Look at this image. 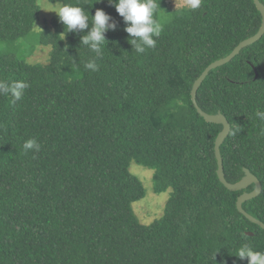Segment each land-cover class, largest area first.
Wrapping results in <instances>:
<instances>
[{"label":"trees","instance_id":"obj_1","mask_svg":"<svg viewBox=\"0 0 264 264\" xmlns=\"http://www.w3.org/2000/svg\"><path fill=\"white\" fill-rule=\"evenodd\" d=\"M49 1L84 6L90 23L103 9L117 28L106 33L97 71L85 68L96 54L81 44L91 24L67 32L57 14L34 31V44L50 46L46 63L0 52V81L29 85L14 105L0 95V264H248L240 246L264 252V229L236 207L254 184L232 191L220 182L222 125L205 121L191 100L204 68L259 29L254 1L179 8L143 54L109 0ZM39 13L38 0H0V41L27 37ZM196 100L229 121L225 179L239 181L244 167L257 176L261 192L242 207L264 222V120L256 116L264 111V34L210 70ZM33 137L41 150L25 152ZM131 161L153 170L156 193L171 188L150 224L132 208L145 189Z\"/></svg>","mask_w":264,"mask_h":264},{"label":"clouds","instance_id":"obj_2","mask_svg":"<svg viewBox=\"0 0 264 264\" xmlns=\"http://www.w3.org/2000/svg\"><path fill=\"white\" fill-rule=\"evenodd\" d=\"M117 13L125 23L124 31L129 34L130 43L137 54H143L146 48H155L157 39L163 31V25L157 18L158 0H109ZM201 0H189L190 6L195 9L200 7ZM60 21L67 28V32L80 31L91 28L81 38V44L95 53L85 68L97 71L99 65L96 60L102 55V49L108 43L106 33L109 30L115 31L117 23L103 9H96L94 16L89 22V12L79 4H65L56 11ZM41 29V28H40ZM43 31V30H42ZM29 87L25 80H14L12 82L0 81V95L10 96V103L15 104L21 100L25 90ZM256 116L264 120V111H257ZM241 128L232 130V135L240 132ZM260 135H264V128L260 129ZM25 152H39L41 143L36 138H29L23 143ZM241 260L247 258L248 264H264V252L256 251L248 244H243L236 254Z\"/></svg>","mask_w":264,"mask_h":264},{"label":"rangeland","instance_id":"obj_3","mask_svg":"<svg viewBox=\"0 0 264 264\" xmlns=\"http://www.w3.org/2000/svg\"><path fill=\"white\" fill-rule=\"evenodd\" d=\"M40 13L33 26V32L27 37H22L12 41H0V52L14 54L31 63H46L49 57L50 46L35 43V33L41 32L50 24V19L62 6L60 2H50L49 0H38ZM190 6L189 0H164V7L159 9L157 18L164 26L171 19L173 11ZM41 28V29H40ZM35 31V33H34ZM129 171L140 178L145 189L142 198L132 203L133 211L138 220L143 224H150L159 218L170 196L171 188L156 193L153 185V170L144 167L135 161L129 164Z\"/></svg>","mask_w":264,"mask_h":264},{"label":"water","instance_id":"obj_4","mask_svg":"<svg viewBox=\"0 0 264 264\" xmlns=\"http://www.w3.org/2000/svg\"><path fill=\"white\" fill-rule=\"evenodd\" d=\"M253 1H254L256 8L258 9V11L261 14V24H260L259 29L257 30V32L255 34L241 40L228 55L211 62L208 66H206L204 68V70L201 72V74L193 82V85L191 88V100H192V103H193L194 107L196 108L197 112L204 118L205 121L222 125V129L218 132V134L215 138V142H214L215 156L217 159L216 173H217V176H218L220 182H222V184L226 188H228L229 190H232V191L242 190V189H245L248 185L254 184L253 190H251L249 192L244 191L238 196L237 201H236V207H237L238 211L241 214H243L248 220H250L251 222L257 224L262 229H264V222L255 218L251 214H249L242 207L243 202L258 196L261 192V183H260L259 179L257 178V176H255L253 173H251L249 171V169L244 167L243 168L244 175L242 176V178L239 181L231 183L225 179L223 160H222V156H221V152H220V146H221L222 142L225 140V138L227 137V135L229 134V131L231 128L229 121L227 120L225 115L222 114L221 112L210 114V113L203 111L199 107V105L197 104V100H196L197 90L200 87V85L202 84L205 77L210 72V70L229 62L244 47L256 42L257 40H259L263 36V34H264V3H262L260 0H253ZM255 74H257V73H255ZM247 234L252 235L253 233L248 231Z\"/></svg>","mask_w":264,"mask_h":264}]
</instances>
